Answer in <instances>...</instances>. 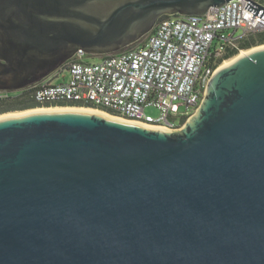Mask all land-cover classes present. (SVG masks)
Listing matches in <instances>:
<instances>
[{
    "label": "water",
    "instance_id": "obj_1",
    "mask_svg": "<svg viewBox=\"0 0 264 264\" xmlns=\"http://www.w3.org/2000/svg\"><path fill=\"white\" fill-rule=\"evenodd\" d=\"M230 1L0 0V90ZM101 112L0 116V264H264V45L223 62L178 130Z\"/></svg>",
    "mask_w": 264,
    "mask_h": 264
},
{
    "label": "built area",
    "instance_id": "obj_2",
    "mask_svg": "<svg viewBox=\"0 0 264 264\" xmlns=\"http://www.w3.org/2000/svg\"><path fill=\"white\" fill-rule=\"evenodd\" d=\"M250 1L264 9L260 0ZM247 4L232 0L211 8L205 16L160 19L136 47L102 56L96 63L85 61L87 54L80 50L61 68L68 75L66 81L56 84L51 76L19 92L0 90V99L31 91L42 107L66 104L96 109L155 128L178 130L199 108L210 78L225 62H221L223 56L242 52L239 46L249 35L264 32V19L252 18ZM151 107L159 111L158 117L146 114Z\"/></svg>",
    "mask_w": 264,
    "mask_h": 264
},
{
    "label": "trees",
    "instance_id": "obj_3",
    "mask_svg": "<svg viewBox=\"0 0 264 264\" xmlns=\"http://www.w3.org/2000/svg\"><path fill=\"white\" fill-rule=\"evenodd\" d=\"M261 2L264 4V0H262ZM167 18H169V16H164L161 19H167ZM145 37H143L140 41L132 44L131 46L127 47L126 49L120 52L136 47L142 40L145 39ZM260 45H264V32H259V33L249 35L246 38V40L240 44L239 49L248 50L253 47L260 46ZM120 52H117V53H120ZM238 53L239 51L237 50L226 53L223 56L221 62L227 61L233 58ZM86 57H93V56L86 55ZM54 106H65L66 107L67 105L59 104V105H54ZM41 107L42 106L38 105L31 97V91H23L17 94H12L8 98L0 99V115L7 114V113H13V112L28 111L32 109L41 108Z\"/></svg>",
    "mask_w": 264,
    "mask_h": 264
},
{
    "label": "rangeland",
    "instance_id": "obj_4",
    "mask_svg": "<svg viewBox=\"0 0 264 264\" xmlns=\"http://www.w3.org/2000/svg\"><path fill=\"white\" fill-rule=\"evenodd\" d=\"M260 1H262V0H260ZM260 46H263V45H260ZM256 47H259V46H256ZM253 48H255V47H253ZM249 50V49H248ZM243 51H246V50H242V52ZM241 53V52H240ZM85 61H87V62H91V63H96V62H99L100 61V58L99 57H97V56H93V57H85ZM68 79V75H67V73H65V72H63L61 69L60 70H58L56 73H55V75L54 76H52L51 77V80L53 81V83H62V82H64V81H66ZM61 108L62 106H50V107H41V108ZM69 107H71V106H69ZM38 109V108H37ZM33 110V109H32ZM28 111H30V110H28ZM22 112H26V111H22ZM22 112H13V113H7V114H3V115H8V114H16V113H22ZM146 114L147 115H149V116H152V117H158V115H159V111L156 109V108H153V107H151V108H148L147 110H146ZM0 116H2V115H0Z\"/></svg>",
    "mask_w": 264,
    "mask_h": 264
},
{
    "label": "bare ground",
    "instance_id": "obj_5",
    "mask_svg": "<svg viewBox=\"0 0 264 264\" xmlns=\"http://www.w3.org/2000/svg\"><path fill=\"white\" fill-rule=\"evenodd\" d=\"M60 108V107H59ZM58 107L57 108H50L49 110H51V109H59ZM45 108H42V109H40V110H44ZM92 111H96V112H99V110H93V109H91ZM101 113H103V112H101ZM17 114H19V113H17ZM104 115H106V116H110L108 113H103Z\"/></svg>",
    "mask_w": 264,
    "mask_h": 264
},
{
    "label": "clouds",
    "instance_id": "obj_6",
    "mask_svg": "<svg viewBox=\"0 0 264 264\" xmlns=\"http://www.w3.org/2000/svg\"><path fill=\"white\" fill-rule=\"evenodd\" d=\"M99 58H101V57H99ZM53 76V75H52ZM62 107H65V106H62ZM38 109H42V108H38Z\"/></svg>",
    "mask_w": 264,
    "mask_h": 264
}]
</instances>
